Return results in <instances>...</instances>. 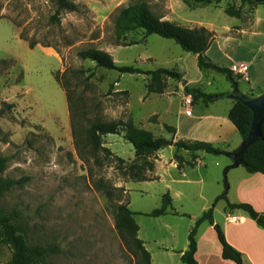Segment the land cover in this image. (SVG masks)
<instances>
[{"label": "rangeland", "instance_id": "374dc122", "mask_svg": "<svg viewBox=\"0 0 264 264\" xmlns=\"http://www.w3.org/2000/svg\"><path fill=\"white\" fill-rule=\"evenodd\" d=\"M72 1L82 6L80 12L60 11L57 24L50 21L56 10L53 0H0V61L5 60L0 64V154L9 158L2 175L26 178L0 198V206L20 212L28 243L58 248L48 257L52 264H138L116 228L117 206L123 203L138 213L134 219L151 264H177L173 252L186 242L190 227L205 210L216 178L219 194L223 192L222 165L227 159L203 153V164L193 166L192 177L204 179V197L199 196L198 185L192 200L173 197L172 207L185 214L151 217L144 214L161 207L167 183L173 190L180 187L178 184L169 180L131 181L117 169L113 157L100 151L95 156L87 152L85 161L79 155L71 132V114L84 128L95 121L131 119L154 137L171 136L160 125L163 119L152 114L160 113L164 105L159 101L163 98L147 93L150 76L97 67L76 53L94 47L107 51L118 66L150 71L162 67L175 70L168 61L182 49L171 39L157 35L142 38L140 32L127 38L137 44L115 46L113 15L130 0ZM148 2L156 14L167 13L166 0ZM220 5L226 7L227 0ZM213 14L219 19L225 13L214 8ZM29 40L36 43L33 49L28 47ZM74 70L83 72L73 74ZM209 72L215 73L212 88L223 90L228 84L225 76L214 71L205 74ZM62 73L72 109L65 89L55 79V74ZM177 73L178 79L163 78L160 96L176 95L182 79L181 71ZM151 118L154 120L149 121ZM101 141L126 164L134 161L133 146L123 138L122 130L101 136ZM228 180L227 173V184ZM120 187L123 191L119 193L116 188ZM225 204V199L215 204L214 218L219 225L225 222ZM231 213L243 215L241 210ZM10 256V247L0 243V264Z\"/></svg>", "mask_w": 264, "mask_h": 264}, {"label": "crops", "instance_id": "0c3cea01", "mask_svg": "<svg viewBox=\"0 0 264 264\" xmlns=\"http://www.w3.org/2000/svg\"><path fill=\"white\" fill-rule=\"evenodd\" d=\"M221 2L222 0H213L204 6L188 7L182 0H166L167 13L164 19L191 29L203 27L211 32L212 41L205 52L207 57L232 71L236 86L241 93L248 96L259 95L264 90V3L241 5L240 0H227L226 7L229 5L240 7V15L236 17L228 16L225 13L226 7L220 5ZM214 8L221 9L225 14H221L219 19L213 18ZM168 64L175 68L173 71L182 73V81L177 86L176 95L160 96L157 93H149L151 97L163 98V100H159L163 101V110L160 113L152 114H158V117L163 119L161 126L167 124L175 128L174 136L168 139L173 143L177 140L204 141L220 147L225 152L235 150L242 141L236 127L228 119V112L235 100L227 96L206 104L202 99L193 100V94L185 92V87H188L198 88L206 94H231L235 86L233 87L226 80L228 84L224 86L223 90L213 89L212 82L215 73L205 74L206 71H201L198 68L197 56L183 50L178 53L176 58L171 57ZM243 66H246V72L240 71ZM203 153L205 154L203 151L190 152L177 149L170 144L151 156L154 166L153 171L148 175L156 178L155 180L165 182L169 180L180 186L173 190L172 186L167 183L166 189L171 198V207L167 209L166 214H185V211L179 212L172 207L173 197L188 199L187 201L192 200V195L194 196L192 193L196 191L198 185H200L198 194L204 197V179L192 177L193 166L199 168L203 164ZM175 154L181 158L180 166L174 158ZM221 156H224V153ZM193 157H195V161H193ZM226 159L222 165V167L225 166L224 170L233 163L228 157ZM216 164L219 165L218 162ZM227 173L229 175L228 184ZM219 184L220 181L216 178L213 191L208 193L204 211L209 208V204L213 203L215 198L221 196V199H225V222L223 225H219L214 218L215 206L212 214L214 222L221 227L228 244L240 252L243 264H264V230L250 219L245 211L231 207L232 204L247 203L255 211L264 213V174L248 173L240 163L237 167L229 168L226 171V188H223L222 194H219L220 191H218ZM181 186L183 189L180 190ZM232 210H241L243 215L232 214ZM230 216L238 217L240 222L228 221L227 217ZM204 222L199 225L195 237L197 263L235 264L233 261L221 257V245L213 228L209 224L206 227ZM141 240L148 250L145 241ZM187 245L188 241L186 240L176 252H173L177 264H182L180 256L187 249Z\"/></svg>", "mask_w": 264, "mask_h": 264}, {"label": "trees", "instance_id": "16d2710c", "mask_svg": "<svg viewBox=\"0 0 264 264\" xmlns=\"http://www.w3.org/2000/svg\"><path fill=\"white\" fill-rule=\"evenodd\" d=\"M213 0H182L188 7L204 6L211 3ZM56 10L50 17V21L59 23V12L62 10L69 12H80L81 5L72 0H53ZM241 5L258 4L255 0H240ZM225 13L228 16L240 15V7L227 6ZM164 12L156 14L151 9L148 0H130L125 5L120 6L113 15V30L115 46H132L138 42L134 39L128 40V36L140 32L142 38L150 35H157L164 39L173 40L183 51L195 54L197 56V65L201 71H214L222 74L232 84L236 86V80L229 68L221 66L210 60L205 54L212 41V33L203 27L187 28L176 24L172 21L164 19ZM22 39L23 36L20 35ZM24 39V38H23ZM25 40V39H24ZM28 47L33 49L34 41H27ZM47 46L46 43L41 44ZM77 57L83 60H89L95 63V66L105 68L108 70H115L119 73L126 74H143L150 76V80L146 85L147 93L161 94L164 89L163 78L169 77L178 79L179 73L164 68L156 70L144 71L133 66H118L113 61L112 56L105 50L89 47L80 49L76 53ZM5 60L0 61L4 64ZM82 70H74L73 74L82 73ZM66 73V72H65ZM65 73L55 74V79L66 92V98L69 102V107L72 109L70 102V92L66 89V81L63 80ZM182 81V79L180 80ZM186 93L193 94V100L202 99L204 103L215 101L219 98H225L230 93L206 94L198 88L185 87ZM5 108H10L11 105L2 104ZM2 111V110H1ZM0 111V112H1ZM72 112V110H71ZM71 132L74 140V145L79 155L87 161L85 153L89 152L93 156L100 151L106 157H113L117 161V169L123 171V174L131 181H147L155 180L150 177L149 172L153 171V158L151 156L159 149L174 145L177 149H184L190 152L203 151L214 155H221L225 153L223 149L211 143L204 141H189V140H172L163 137H154L152 134L144 129L137 127L131 119H115L110 121H95L90 123L88 127H83L74 121L71 114ZM228 119L236 127L242 140L249 135L250 125L252 121L251 110L235 100L233 106L228 112ZM151 118L149 121H153ZM163 129L171 135L175 134L173 126L162 124ZM123 131V138L127 140L134 149L135 159L129 164L124 160L114 155L109 148L103 146L101 136L107 134H119ZM178 165L181 164L179 155H174ZM195 157H193V161ZM9 158L0 154V198L11 191L14 187L25 183L26 178L12 179L4 177L2 174L6 169ZM241 164L248 173L264 174V120L260 128V136L252 143L248 144L241 157ZM120 193L123 188H116ZM219 196L215 198L211 206L204 211L194 222L189 229L187 236V249L182 252L180 261L182 264H198L195 259L197 251L196 233L199 225L207 221L213 228L215 236L221 245V257L226 260H231L235 264H243L240 252L235 250L225 239L221 227L213 220V208L216 202L221 199ZM171 207V198L168 193L162 195V205L158 209H154L146 216L158 217L167 213V209ZM232 208H237L245 211L249 218L255 221L264 230V213H259L247 203L232 204ZM138 214L131 211L123 203L117 206L116 228L118 233L129 244V248L138 259V264H151V255L145 248L143 241L138 237L139 226L134 220V215ZM0 243L8 245L11 249V256L8 261L3 264H52L48 261V257L56 253L58 248L56 246H41L31 245L27 242L25 237V230L20 221V212L16 209L7 211L0 206Z\"/></svg>", "mask_w": 264, "mask_h": 264}, {"label": "water", "instance_id": "95a60500", "mask_svg": "<svg viewBox=\"0 0 264 264\" xmlns=\"http://www.w3.org/2000/svg\"><path fill=\"white\" fill-rule=\"evenodd\" d=\"M258 3H264V0H255ZM228 97L233 98L247 106L252 112V121L250 125L249 135L246 139L242 140L239 146L230 152H225L224 156L228 157L233 163L228 166L224 172V187L226 188V171L229 168L237 167L241 163V157L248 144L252 143L257 137L260 136L261 124L264 120V90L256 96H248L241 93L237 86L233 88Z\"/></svg>", "mask_w": 264, "mask_h": 264}, {"label": "built area", "instance_id": "2783aa9c", "mask_svg": "<svg viewBox=\"0 0 264 264\" xmlns=\"http://www.w3.org/2000/svg\"><path fill=\"white\" fill-rule=\"evenodd\" d=\"M247 68L246 66H243L241 67V72H246ZM228 221L232 222V223H239L240 222V219L236 216H230V217H227Z\"/></svg>", "mask_w": 264, "mask_h": 264}]
</instances>
